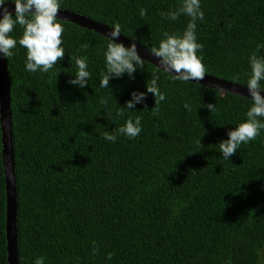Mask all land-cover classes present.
Here are the masks:
<instances>
[{
  "label": "trees",
  "instance_id": "1",
  "mask_svg": "<svg viewBox=\"0 0 264 264\" xmlns=\"http://www.w3.org/2000/svg\"><path fill=\"white\" fill-rule=\"evenodd\" d=\"M181 3L61 0V9L119 24L151 50L164 33L185 30L190 17L161 16ZM201 9L196 36L207 73L246 85L249 56H264V0H201ZM58 20L66 29L65 56L48 73L27 72V50L19 44L7 58L20 264L41 256L45 264H264V130L231 160L221 158L218 144L246 119L251 99L171 80L145 59L134 80L125 75L101 88L107 36ZM22 31L17 25L10 35L19 39ZM84 56L92 75L79 89L68 80L75 58ZM153 72L166 100L155 104L149 93L146 104L113 120L133 89L146 91ZM135 116L143 126L137 137L103 139ZM1 137L0 123V264H9ZM200 137L204 147L194 152Z\"/></svg>",
  "mask_w": 264,
  "mask_h": 264
},
{
  "label": "clouds",
  "instance_id": "2",
  "mask_svg": "<svg viewBox=\"0 0 264 264\" xmlns=\"http://www.w3.org/2000/svg\"><path fill=\"white\" fill-rule=\"evenodd\" d=\"M15 5L14 12L10 11L6 4ZM61 8V0H0V54L4 57H12L17 44L25 48L26 60L25 70L30 73H48L65 56L62 33L65 26L58 20V10ZM147 14L146 9H140V16ZM190 17L182 34L164 33V38L159 41L158 46L151 48V53L158 58L159 65L174 81L189 82L202 80L207 72L203 63V45L198 42L196 36L197 21L204 20V12L201 9V0H182L181 5L174 11L162 12L161 16L169 20H178L180 16ZM19 25L22 28V36L17 39L10 35ZM124 33L119 24L110 28L107 34L106 50L104 58L106 62V74L100 80L101 88H111L109 81L113 78L122 79L125 75L130 80L135 79L138 69L143 70L144 59L138 54L137 45L132 42L126 46L120 41ZM89 45L84 43L81 49H87ZM259 47H264L260 45ZM76 71L71 73L68 83L72 87L84 89L89 85L91 72L86 56L76 57ZM251 72L246 81L251 105L245 113L246 119L227 131V138L222 139L219 144L221 158L231 160L242 144L255 140L264 130V56L251 54L249 56ZM58 72L56 73V75ZM160 76L151 73L150 83L146 82V91L133 89L130 99L120 106L113 120L116 117H123L125 110L135 111L137 104H146L147 95L151 93L155 97V104L166 100V95L160 90L158 81ZM112 90V89H111ZM113 92L102 97L100 103L107 106ZM146 108V107H145ZM184 108L191 111V105L184 103ZM207 108L214 110V104H208ZM142 117L135 116L126 119L125 123L114 128V131H105L103 139L109 142H116L119 135L127 138L137 137L143 130ZM107 128V127H106ZM197 149L201 151L204 145L201 137L196 141ZM190 152L188 154L194 153ZM95 243V242H93ZM109 260L112 254L109 253ZM34 264H45L44 257H37Z\"/></svg>",
  "mask_w": 264,
  "mask_h": 264
},
{
  "label": "water",
  "instance_id": "3",
  "mask_svg": "<svg viewBox=\"0 0 264 264\" xmlns=\"http://www.w3.org/2000/svg\"><path fill=\"white\" fill-rule=\"evenodd\" d=\"M10 11L14 12L15 5L12 3L6 4ZM58 19L76 23L82 27L89 28L98 32L103 36H107L110 31L108 25L102 21L95 20L92 17L79 14L67 9L58 10ZM126 46L135 42L137 45L138 54L148 62L159 66V61L156 56L151 53V50L142 43L127 37L123 33L120 36ZM162 68V67H161ZM206 86L214 87L221 91L232 92L240 96L250 98V94L246 85L221 78L206 72L204 78L199 80ZM264 95V92H262ZM0 123L2 131V157L4 170L6 175V195H7V210H6V228H7V250L8 263L20 264L18 251V191L15 171V154L13 143V128H12V110H11V83L9 77L7 58L0 54Z\"/></svg>",
  "mask_w": 264,
  "mask_h": 264
}]
</instances>
